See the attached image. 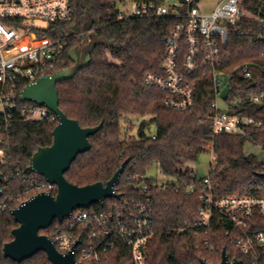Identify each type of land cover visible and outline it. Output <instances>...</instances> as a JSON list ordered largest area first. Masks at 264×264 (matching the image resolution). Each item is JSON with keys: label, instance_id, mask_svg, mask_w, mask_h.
I'll use <instances>...</instances> for the list:
<instances>
[{"label": "trees", "instance_id": "1", "mask_svg": "<svg viewBox=\"0 0 264 264\" xmlns=\"http://www.w3.org/2000/svg\"><path fill=\"white\" fill-rule=\"evenodd\" d=\"M256 1L246 0L244 8L256 13L252 5ZM114 5L115 0H70L68 20L51 22L48 28L37 32L38 36L61 41L64 48L57 70L77 68L72 78L56 83L59 108L81 127L101 124L88 137L90 149L79 153L70 163L64 173L66 180L77 186L98 181L104 184L128 160L115 186L124 196L129 194L125 174H146L147 168L156 164L178 183L193 182L195 190L187 194L170 186L151 191L155 234L148 244L147 264H198L200 259L217 264L223 248L230 260L237 258L241 264H251L254 259L231 243L230 233L226 232L230 223L219 216L214 217L207 234L199 229L187 230L198 216L202 179L183 165L195 161L207 152L203 147L211 144L215 159L208 182L215 194L264 196V177L257 175L264 173V158L245 152L248 141L264 144V134L254 130L249 137L212 133L208 116L214 96L208 76L200 79L195 104L189 111L166 109L165 94L146 86L143 78L158 71L173 19H118ZM261 16L264 18V13ZM239 29L243 30L241 34L237 33ZM262 33V23L238 22L230 29L225 46L220 48L218 68L230 74L229 90L224 96L230 111L264 120V41L258 38ZM71 49L78 54L77 64L68 56ZM89 49L90 63L81 67ZM244 65L250 68L249 79L240 76ZM254 96H260L261 100L251 102ZM139 117L147 119L140 122L136 136L130 135L131 124ZM56 124V117L54 121L14 117L1 128L2 199L25 189L26 178L33 175L28 160L37 147L51 144ZM150 124L155 126L152 134L145 131ZM16 171L21 175L14 176ZM110 201L115 199H106L104 205ZM16 206L9 203L5 210H0V264H51L43 251L21 262L3 257L2 246L12 239L11 230L17 226L10 214ZM101 207L99 203L91 205ZM54 224L56 220L39 233L50 237ZM252 227L264 228V218L256 219ZM205 241L211 250L206 249ZM104 264H132L128 249L118 244ZM257 264H264V256H260Z\"/></svg>", "mask_w": 264, "mask_h": 264}, {"label": "built area", "instance_id": "2", "mask_svg": "<svg viewBox=\"0 0 264 264\" xmlns=\"http://www.w3.org/2000/svg\"><path fill=\"white\" fill-rule=\"evenodd\" d=\"M198 1L115 0L118 19H173L158 71L147 73L143 83L165 94L166 109L186 112L195 104L200 79L208 76L214 96L208 116L212 133L249 137V132L254 130L264 134V120L231 112L224 96H219L222 90L228 92L230 74L218 68L220 48L225 46L230 29L240 21L264 24L261 16L264 0L252 4L256 13L244 8L246 0H218L208 12L199 10ZM70 16V0H0V131L14 117L28 121L55 120L56 116L46 106L22 101L20 92L28 83L57 70L64 48L61 41L38 36L37 32L48 28L51 22L66 21ZM242 32L237 30L239 34ZM258 38L264 41V33ZM240 76L252 77L248 65L241 67ZM260 100V96L250 98L251 102ZM219 101L225 106L220 107ZM247 143L264 150L260 142ZM203 148L215 159L211 144ZM30 172L33 175L26 178L23 191L5 199L0 195V210H5L9 203L19 206L30 194L56 192L55 184ZM160 172L166 177L162 183L147 174L126 173L129 194L110 197L115 201L104 205L106 198L99 203L101 208H91V205L76 208L67 218L56 220L49 237L56 249L60 253H72L76 264H104L116 246L122 244L128 249L132 264H147L148 244L155 234L151 191L170 186L187 194L195 190L193 182L178 183L162 169ZM13 175L20 176L21 172ZM208 181L209 171L200 186L197 219L187 230L199 229L207 234L214 217L219 216L230 223L226 232L230 233L231 243L254 259L251 264H257L260 256H264V228L252 225L256 219L264 218V196H219ZM114 192L118 193L116 189ZM204 243L206 249H212L207 241Z\"/></svg>", "mask_w": 264, "mask_h": 264}, {"label": "water", "instance_id": "3", "mask_svg": "<svg viewBox=\"0 0 264 264\" xmlns=\"http://www.w3.org/2000/svg\"><path fill=\"white\" fill-rule=\"evenodd\" d=\"M92 49V48H91ZM91 49L87 51L81 67L90 63ZM69 58L78 63L75 49L68 53ZM77 68H61L50 75L40 76L37 81L22 88L20 99L31 101L37 105L46 106L57 118V124L52 130V142L48 146H39L28 160V169L55 184L56 193H37L19 206L12 209L17 226L11 230L13 239L2 246L5 258L20 262L31 257L38 251H43L51 264H76L72 253H60L51 239L39 231L46 229L54 221L67 218L76 208H87L93 203H102L106 198H119L114 192L120 176L128 160H124L109 180L104 184L100 181L77 186L66 180L64 173L70 163L79 153L90 149L88 137L95 134L101 124L92 127H81L77 120L68 118L59 108L56 83L72 78ZM264 177V173L257 174ZM3 175L0 173V182ZM0 188V195H1ZM198 264H212L200 259ZM217 264H241V260L229 259L225 249L221 250L220 261Z\"/></svg>", "mask_w": 264, "mask_h": 264}, {"label": "rangeland", "instance_id": "4", "mask_svg": "<svg viewBox=\"0 0 264 264\" xmlns=\"http://www.w3.org/2000/svg\"><path fill=\"white\" fill-rule=\"evenodd\" d=\"M217 2H218V0H199L197 6H198L200 11L208 12L214 7V5ZM225 94H226V90H222L219 93V96L222 97V96H225ZM219 104H220V107L225 106L222 101H219ZM145 119H147V118L146 117H139V118L134 119L133 124H131V129H130L129 134L136 136L137 135V129L139 127L140 122L145 120ZM145 131L148 134L154 133L155 126L153 124H150L145 129ZM245 152L250 153V154H254L259 159L264 158V150H262L261 148H259L255 144L247 143L245 146ZM210 166H212V167L214 166V159L211 157L210 152H203L198 156V158L195 161L184 163L183 168L184 169H190L191 171H193V173L198 178L203 179L208 174ZM146 174L148 176L153 177L156 182L162 183V181H166V177L161 175L160 169L156 164L148 167L146 170ZM107 199H110V198H107Z\"/></svg>", "mask_w": 264, "mask_h": 264}, {"label": "flooded vegetation", "instance_id": "5", "mask_svg": "<svg viewBox=\"0 0 264 264\" xmlns=\"http://www.w3.org/2000/svg\"><path fill=\"white\" fill-rule=\"evenodd\" d=\"M40 234H41V233H40ZM44 235H45V234H44ZM48 237H49V236H48ZM12 239H13V237H12ZM12 239H11V240H12ZM11 240H10V241H11ZM8 242H9V241H8ZM5 243H6V242H5ZM3 257H4V256H3ZM8 259H9V258H8ZM10 260H11V259H10ZM12 261H13V260H12ZM15 262H16V261H15ZM20 262H21V261H20Z\"/></svg>", "mask_w": 264, "mask_h": 264}]
</instances>
